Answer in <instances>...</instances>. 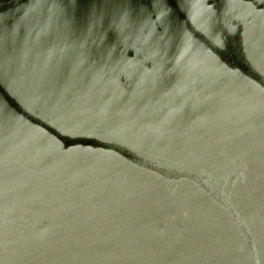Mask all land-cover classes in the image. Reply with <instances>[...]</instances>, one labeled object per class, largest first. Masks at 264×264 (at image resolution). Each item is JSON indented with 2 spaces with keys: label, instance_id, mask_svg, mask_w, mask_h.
<instances>
[{
  "label": "water",
  "instance_id": "obj_1",
  "mask_svg": "<svg viewBox=\"0 0 264 264\" xmlns=\"http://www.w3.org/2000/svg\"><path fill=\"white\" fill-rule=\"evenodd\" d=\"M0 264H264V0H0Z\"/></svg>",
  "mask_w": 264,
  "mask_h": 264
}]
</instances>
